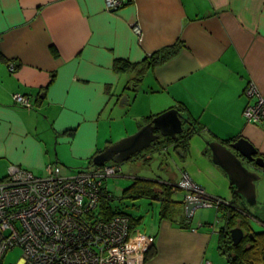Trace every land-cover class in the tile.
I'll use <instances>...</instances> for the list:
<instances>
[{
    "label": "crops",
    "instance_id": "obj_1",
    "mask_svg": "<svg viewBox=\"0 0 264 264\" xmlns=\"http://www.w3.org/2000/svg\"><path fill=\"white\" fill-rule=\"evenodd\" d=\"M171 46L172 53L162 60L161 51ZM157 52L155 64L146 66L139 81L134 70L115 67L117 60L140 67ZM126 86L131 91H122ZM249 86L264 94V0H125L115 10H107L105 0H0V179L11 166L31 173H46L53 165L78 171L65 169L70 163L62 148L87 159L83 169L92 168V156L134 134L144 117L174 109L199 132L187 146L154 148L142 155L141 164L155 157L176 161L178 183L185 176L205 199L246 204L229 180L227 198L212 197L202 186L205 177L217 183L228 179L211 160V142L225 146L245 138L264 160V129L242 115L255 98L247 94ZM18 93L29 97L30 108L14 103ZM117 95H128L127 103L119 106ZM118 119L122 126L114 132L112 122ZM101 124L109 128L103 143ZM191 139L201 163L196 169L185 161ZM113 164L119 172L120 165ZM251 165L264 195V168ZM170 177L132 179L150 182L160 192L175 184V175ZM181 192L177 200L174 193L170 196L175 205L170 215L159 211L143 228L138 226L145 222L142 217L129 215L136 263L227 264L224 256L213 259L219 252L215 236L224 224L221 213L215 209L212 224L200 217L193 223L197 208L185 216L179 201L188 191ZM159 197L148 198L161 210L167 196ZM257 204L251 212L264 215V200Z\"/></svg>",
    "mask_w": 264,
    "mask_h": 264
},
{
    "label": "built area",
    "instance_id": "obj_2",
    "mask_svg": "<svg viewBox=\"0 0 264 264\" xmlns=\"http://www.w3.org/2000/svg\"><path fill=\"white\" fill-rule=\"evenodd\" d=\"M123 2L105 0V7L115 10ZM134 31L140 32L137 27ZM9 69L14 70L12 64ZM246 91L255 98L242 115L264 129V94L252 86ZM13 100L20 107H31L26 95L13 94ZM118 170L114 164H105L67 173L53 165L45 175L37 176L11 166L0 181V264L15 248L22 255L7 264H137L129 216L104 215L98 208L100 200L109 198L104 196V181L115 177ZM177 188L187 190L189 200L203 206L215 207L220 202L205 199L203 190L185 176Z\"/></svg>",
    "mask_w": 264,
    "mask_h": 264
},
{
    "label": "water",
    "instance_id": "obj_3",
    "mask_svg": "<svg viewBox=\"0 0 264 264\" xmlns=\"http://www.w3.org/2000/svg\"><path fill=\"white\" fill-rule=\"evenodd\" d=\"M131 91V87H124ZM118 105L122 106L127 103L128 95L116 96ZM183 131V122L178 112L170 109L158 116H155L149 123L141 127L134 134L120 139L114 144L103 148L99 154L95 155L91 162L95 166H103L105 163L112 162L121 165L128 161L134 155L142 150L150 148L155 144L159 137H170L175 141L177 136ZM211 150V160L213 164L220 167L227 175L232 186L235 187L234 192L241 196L247 205L248 212L245 214L249 218L248 229L249 236L264 235V225L255 218V213L251 212V208L258 207L256 201L255 182L259 180V176L249 171L243 166L242 158L249 163H253L259 168H264V160L257 157V150L247 139L239 138L230 144L227 149L219 142H211L208 144ZM176 188V185H173ZM179 189V188H177ZM176 189V190H177ZM179 204L184 207L185 216H190L196 208L203 207L199 201H191L185 195ZM260 210H264L262 207ZM230 239L233 246H237L244 238L243 231L236 227L229 231Z\"/></svg>",
    "mask_w": 264,
    "mask_h": 264
},
{
    "label": "rangeland",
    "instance_id": "obj_4",
    "mask_svg": "<svg viewBox=\"0 0 264 264\" xmlns=\"http://www.w3.org/2000/svg\"><path fill=\"white\" fill-rule=\"evenodd\" d=\"M126 116L128 118V114ZM249 124H251L254 127L260 128L252 123H249ZM112 126L114 127L113 131L116 132V129L118 130L122 126V123L119 121V119L114 120L112 122ZM100 128H101L100 129V143H103L104 140L102 139L104 138L106 139L107 135L109 134V131H108L109 128H108V125L106 124H101ZM101 147H105L104 144H101ZM61 153L65 158L69 160L70 164L68 163L64 164V167L65 169H67L68 172H71L69 170H76V169L81 170L83 168H86L88 165L87 159L74 157L70 149L65 150V148H62ZM189 153L190 154L188 155L185 161L192 163L194 169L200 167L201 163H200L198 154L196 153V148L193 146V139L190 140ZM160 161H161L160 158L155 157V158H152L150 161H148L146 164H141L139 160L124 162L123 164L119 166L120 171L118 172L117 177H110L106 179V181H104L103 183L104 187H106L114 197V199L110 202V205L113 208H117V207L121 208L125 213H127L128 215H132L134 218L142 217L141 220H144L145 222L144 223L140 222L138 226L141 228H143V225L150 224V220L153 214L158 218L159 211H160L159 202L150 200L148 197L132 198V197H135V195L125 193L124 189L133 183L132 177H134V175L137 177H151V176L157 175L159 177L162 176L166 179H169L171 178L170 176L174 174L175 177L172 178V181H174L175 183L174 185L177 186L179 168H178V165L176 164V161L174 162L173 160H167L166 162L164 161V163ZM71 164L74 166H72ZM107 164H113V163L109 162ZM32 173L38 176H43L45 174L44 172L43 173L32 172ZM203 180H204V184L202 187L207 186L206 193L208 195L212 197H220V198L228 197L229 195L228 179H226L224 183L210 182L211 180L207 179L206 177L203 178ZM255 189H256V201L261 203L264 200V195H262L257 189V183H255ZM181 191L182 190L180 189L176 190V192L173 194L174 199L177 200L178 198L181 197V194H182ZM254 208H251V210ZM199 217L203 220L207 219V221H210L211 224L214 223L216 220L215 207L212 206V207L197 208L195 210V214L193 217V223L197 222V219ZM215 238L217 239L216 236ZM218 253H215V256L213 255L214 261H217V258L220 257L219 256L221 255L220 251ZM21 255H22V251L20 248H15L13 250H10L6 253L4 260H3V264L15 263L21 257ZM224 259L225 258H223V260Z\"/></svg>",
    "mask_w": 264,
    "mask_h": 264
},
{
    "label": "trees",
    "instance_id": "obj_5",
    "mask_svg": "<svg viewBox=\"0 0 264 264\" xmlns=\"http://www.w3.org/2000/svg\"><path fill=\"white\" fill-rule=\"evenodd\" d=\"M174 46V45H173ZM164 48L160 53V58L164 60L168 58L169 54L172 53V47ZM174 50V49H173ZM157 54L153 55L147 63L140 64L138 67L136 64H129L126 61L117 60L115 62V67L122 70H134L135 76L134 80L139 81L146 66L155 64V60L157 59ZM138 67V68H137ZM152 118L144 117L142 119V124L139 125V129L149 123ZM188 122V120H186ZM188 134L187 139L184 141V146H187V142L189 137L193 134V132H199L196 128L193 127V124L188 122ZM154 145V144H153ZM154 149V148H153ZM94 156H92L93 158ZM91 158V159H92ZM93 165L92 163H90ZM1 178V180L5 179ZM153 185L150 182L144 181H135L130 186L124 189L125 193L134 194L135 197H151L155 199H159L160 195L167 196L166 199H161V202H166V204H162L160 213L161 215H170L172 212V208L174 210V202L170 199V196L176 191L173 186H168L163 188L160 192L152 190ZM105 197L109 196L108 199L100 200L98 204L100 212L104 215H110L113 213L124 214L125 213L121 208H113L110 205V202L114 199L113 195L109 192V190L104 187ZM238 196V195H237ZM131 197V196H130ZM213 201H217L218 198H210ZM247 205L242 200L239 205H235L234 201L230 203L218 202L215 205V209L221 213L224 224L217 230V244L218 250L220 254L226 257L227 264H264V236H249L248 222L249 218L245 215L248 212ZM168 213V214H167ZM263 216V217H262ZM255 216L256 220L261 222L264 225V215ZM131 224L133 225V218L129 216ZM235 227H240L245 234V237L241 241L238 246H233L229 231Z\"/></svg>",
    "mask_w": 264,
    "mask_h": 264
},
{
    "label": "flooded vegetation",
    "instance_id": "obj_6",
    "mask_svg": "<svg viewBox=\"0 0 264 264\" xmlns=\"http://www.w3.org/2000/svg\"><path fill=\"white\" fill-rule=\"evenodd\" d=\"M183 122V131L181 134L178 135L177 139L175 142H169L165 139H163L162 137H159L157 142L152 145L148 150H146L145 152L143 153H138L136 154L134 157L130 158L129 161H137V160H140L141 157H143L145 154H150L151 151L153 150V148L155 149H161V148H170L172 146H176V147H180L183 142L187 139V134H188V122L185 120L182 121ZM230 144H225L226 147H229ZM143 155V156H142ZM242 160V163H243V166H245L249 171H252V172H256V168L254 166L251 165V163H248L245 159H241ZM250 168V169H249ZM219 199V198H218ZM220 200V203L221 202H224V203H227L225 202L224 200L222 199H219ZM259 222V221H258ZM262 224V223H261ZM236 228V227H235ZM240 228V227H238ZM241 229V228H240ZM242 230V229H241ZM244 233V232H243ZM244 237H245V234H244ZM243 240V239H242ZM241 240V241H242ZM241 243V242H240ZM233 245V244H232ZM239 245V244H238ZM237 245V246H238Z\"/></svg>",
    "mask_w": 264,
    "mask_h": 264
},
{
    "label": "clouds",
    "instance_id": "obj_7",
    "mask_svg": "<svg viewBox=\"0 0 264 264\" xmlns=\"http://www.w3.org/2000/svg\"><path fill=\"white\" fill-rule=\"evenodd\" d=\"M27 97H28V96H27ZM105 164H107V163H105ZM105 164H104V165H105ZM104 165H103V166H104ZM93 166H95V165H93ZM174 189H176V188H174Z\"/></svg>",
    "mask_w": 264,
    "mask_h": 264
}]
</instances>
